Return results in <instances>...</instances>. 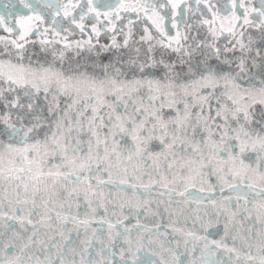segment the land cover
Returning <instances> with one entry per match:
<instances>
[{"label": "snow or ice", "instance_id": "obj_1", "mask_svg": "<svg viewBox=\"0 0 264 264\" xmlns=\"http://www.w3.org/2000/svg\"><path fill=\"white\" fill-rule=\"evenodd\" d=\"M19 3L28 13L0 14V264H128L125 251L132 264H264V0L259 8L231 0L223 15L212 0H36L51 27L29 0ZM76 29L81 39L71 42ZM37 44L46 63L28 47ZM69 51L95 59L65 67ZM41 93L47 116L36 110ZM213 176L229 190L226 203L195 217L199 232L173 226L175 248L158 224L154 232L137 218L134 241L122 220L96 216L109 185L133 195L152 183L212 189ZM201 199L217 205L212 195ZM144 210L161 214L158 205ZM245 220L253 226L242 235L236 225ZM93 223L107 224V241ZM73 231L83 232V251L71 245Z\"/></svg>", "mask_w": 264, "mask_h": 264}, {"label": "water", "instance_id": "obj_2", "mask_svg": "<svg viewBox=\"0 0 264 264\" xmlns=\"http://www.w3.org/2000/svg\"><path fill=\"white\" fill-rule=\"evenodd\" d=\"M258 7L260 0H255ZM127 30V29H125ZM249 32H251L253 35H259V33L255 29H249ZM84 39H87L86 36L83 37ZM69 41L74 42L76 41L75 39L68 38ZM81 39V36L77 34V40ZM118 40H122V37H118ZM106 43H110V40L107 38ZM30 49H33L39 56L40 62L41 63H46L44 59V54L39 52V45L37 44L36 46L29 45L28 46ZM57 47H62V45H57ZM108 53H102L101 58L105 59L106 62V57L108 56ZM91 56L92 59H95V54H89L86 51L81 53L80 57H76L74 55V51H69L67 53V59L64 62V66L67 67L70 62H74L76 60H80L81 63L84 62V59L87 57ZM37 57L32 58V63L35 66L36 64ZM48 60H51V57H48ZM28 61L27 59L25 60V64H27ZM59 61H57V64L59 65ZM18 93L21 96V102L26 103L27 98L23 96V90L18 89ZM50 99V98H49ZM36 105V110H43V114L47 116V106H48V101H45L43 98V93L39 95L37 100L35 101ZM259 107V106H257ZM16 109H13V112H16ZM0 127H3L0 125ZM248 155H252L249 153ZM159 176H154L153 180H158ZM138 185L141 183V181H135ZM211 183L214 185L212 189L208 187L207 183H200L196 182L195 185L193 186L191 183L189 184H182L180 182H177L176 184L173 183H168L167 186H164L163 184H157V183H152L150 185L151 190L150 191H144L142 187H138L136 189L135 195H133V192L131 189H128L126 186H122L120 190H117L114 186L109 185L105 189V207H102L98 209L96 216L97 217H104L105 219H112L113 221L120 219L123 221L124 225H127L129 227L133 228V235L132 239L135 241L136 240V231H135V224L137 222V218L139 219L141 224H146L148 227L153 228V231L155 232L156 229L154 225H159V231L160 232H167V239L172 242L171 246L175 248V241L177 239H181L180 237L175 236V234L172 233V227L173 226H179L181 228H184L186 231L187 230H195L199 232V222L196 223V228L193 229V220L195 219L196 216L198 215H203L205 209L209 211L211 215H215V212L217 209L220 207L221 203L226 201L223 200V198L227 197L229 195V190L227 186H223L224 190L221 191V185L216 181V177L213 176L211 178ZM143 184L147 185L149 184V181L147 177L144 178ZM111 194V200L112 203H108L107 197L108 194ZM177 193H183V195H177ZM209 195H212L215 197L217 201V205L214 208L212 204L207 200V199H201V198H206ZM141 202H147L144 204V207H140L137 209V205H139ZM124 204L125 206L123 208H120L119 205ZM240 204L243 205L244 201L241 200ZM159 206L161 210V214L159 216L152 215L151 213H146L145 208L146 207H152L155 209ZM233 206H235V195L233 194ZM95 207V204L93 205ZM169 208L170 212H175V216H169L168 212H164V208ZM105 208H107V212H105ZM77 209L73 208V213H75ZM81 215H83L85 208L82 206L79 209ZM115 212V215L113 216L112 213ZM138 213V215H137ZM183 213V214H181ZM127 217V219H125ZM187 219V224H185V219ZM173 221H178V225H173ZM243 227H240V224L237 223L236 227L239 229L240 233L243 235L245 234V229L248 227H252V221L250 220H245L242 222ZM222 224H223V217H221V227L219 229L220 234L223 235L222 231ZM69 228H72V225H68ZM93 228L97 229H102L103 231V237L105 241H107V236H108V227L107 224H104L101 226L99 223H93L92 225ZM231 227V225H230ZM256 229L260 228L259 224L255 225ZM121 227V231H122ZM42 233L46 231L45 229L41 230ZM213 233L217 231V229H211ZM89 235H91V231H89ZM145 237L148 236L147 233H144ZM153 240L156 239L155 235L151 237ZM219 239V237H216ZM42 239H44L46 242H48V238L46 236H42ZM83 239V232H81L80 236L78 237L76 232L73 231L71 233V245L74 247H77L80 251H83L82 246L80 245V240ZM63 243V240L61 239L60 236H56L54 241L48 242V246L51 248L52 243ZM229 244H231V240H229ZM123 247L127 249V245L123 243V241H119L117 244V255L113 257V259L117 262L120 260V255H119V249ZM100 245L99 244H94V249L99 250ZM154 249L158 250V244L154 245ZM51 251L55 253L56 249L51 248ZM149 249L147 246V239L144 241V248L140 252L136 253L141 260L145 258V254L148 253ZM180 251L183 252V245L181 244ZM35 255H39L42 259L45 255L43 249L41 246L37 245L35 248ZM88 258V257H86ZM91 258L94 259H100V257L95 256V252H93V256ZM125 258L128 261V264H132L133 260V255L132 253H129L125 251ZM148 258H153L149 256ZM167 259L171 260L170 256H166ZM53 259H55V256H53ZM77 261H79L80 256H76ZM185 261H187V257H182Z\"/></svg>", "mask_w": 264, "mask_h": 264}, {"label": "flooded vegetation", "instance_id": "obj_3", "mask_svg": "<svg viewBox=\"0 0 264 264\" xmlns=\"http://www.w3.org/2000/svg\"><path fill=\"white\" fill-rule=\"evenodd\" d=\"M30 3H32L38 11H42L47 20H48V26L51 27V17L48 15V10L44 9L41 5L36 3V0H29ZM189 3H192V0H189ZM212 3H214L216 5V7L220 8L222 10L221 14L223 15V9L225 8V5L227 4L228 8L231 9V0H212ZM246 3L248 4V6L252 7V5H257L255 0H246ZM15 5L14 8L9 7L10 5ZM200 7H204V5H200ZM257 8V7H256ZM12 11V12H21V13H28V10L26 8H24V6L22 4L19 3V0H2V2H0V14H3L6 11ZM205 12L207 13V9H205ZM240 12H243V9H240ZM210 15V13L208 14ZM255 15V13H253V16ZM61 17H57V20H60ZM179 19V17H178ZM118 25L119 24H125L126 21H118L117 22ZM64 24L67 25V21H64ZM74 27V26H73ZM88 30L90 31V25H88ZM76 35L74 36H69L68 38H72V39H77V34H79V30L76 29ZM173 35L175 34V30H171ZM0 34L3 35H7L6 33H2L0 32ZM87 38V37H86ZM106 35L102 34L100 37V42H106ZM224 38L221 37V40H223Z\"/></svg>", "mask_w": 264, "mask_h": 264}, {"label": "rangeland", "instance_id": "obj_4", "mask_svg": "<svg viewBox=\"0 0 264 264\" xmlns=\"http://www.w3.org/2000/svg\"><path fill=\"white\" fill-rule=\"evenodd\" d=\"M252 7H257V8H259L258 5H252ZM229 14H230V13H229Z\"/></svg>", "mask_w": 264, "mask_h": 264}]
</instances>
